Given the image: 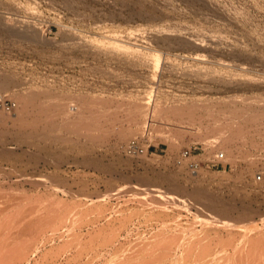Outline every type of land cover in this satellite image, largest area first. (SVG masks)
I'll list each match as a JSON object with an SVG mask.
<instances>
[{
	"label": "rangeland",
	"instance_id": "1",
	"mask_svg": "<svg viewBox=\"0 0 264 264\" xmlns=\"http://www.w3.org/2000/svg\"><path fill=\"white\" fill-rule=\"evenodd\" d=\"M0 19V98L28 103L0 119V264H264V0H0Z\"/></svg>",
	"mask_w": 264,
	"mask_h": 264
},
{
	"label": "built area",
	"instance_id": "2",
	"mask_svg": "<svg viewBox=\"0 0 264 264\" xmlns=\"http://www.w3.org/2000/svg\"><path fill=\"white\" fill-rule=\"evenodd\" d=\"M17 103L14 100L1 97L0 98V109L4 110L5 112L11 113L16 109ZM125 153L128 156L135 157L138 155H142L148 152V148L144 146V144L139 139H132L130 140L127 145L125 146ZM194 156L192 149H186L181 153V161L184 159H189ZM191 169H195V171L199 168L200 163L197 160H192L189 163ZM254 180L259 186L260 190L264 192V169L258 171L255 176Z\"/></svg>",
	"mask_w": 264,
	"mask_h": 264
},
{
	"label": "bare ground",
	"instance_id": "3",
	"mask_svg": "<svg viewBox=\"0 0 264 264\" xmlns=\"http://www.w3.org/2000/svg\"><path fill=\"white\" fill-rule=\"evenodd\" d=\"M5 7V6H4ZM3 19V18H2ZM26 19V18H25ZM0 22L2 23V21H1V19H0ZM3 23H5V22H3ZM12 23V22H11ZM9 24H10V22H9ZM8 24V25H9ZM19 24V23H18ZM1 25H4V24H1ZM0 25V26H1ZM16 25V22H15V24H14V26ZM5 26V25H4ZM6 26H7V24H6ZM12 26V25H11ZM24 26V25H23ZM22 26V27H23ZM3 26H1V28H2ZM16 27V26H15ZM6 28V27H5ZM9 28V27H8ZM17 28V27H16ZM24 28V27H23ZM13 29V28H12ZM5 31L7 30V28L6 29H4ZM9 30V29H8ZM7 30V31H8ZM11 32V31H10ZM18 32H19V30H18ZM5 35V34H4ZM12 35V34H11ZM15 35V34H14ZM17 35H18V33H17ZM16 35V36H17ZM23 36V35H22ZM33 36H36L35 35V33H33L32 32V34H31V37H33ZM2 37V36H1ZM23 37H25V35L23 36ZM21 38V37H20ZM6 40V39H5ZM13 40H15V39H13ZM203 69V68H202ZM205 72V71H204ZM7 85V83L6 84H4L3 82H0V93H1V95H3L2 94V92L4 91H6L7 89L9 90V87L8 86H6ZM10 85V84H9ZM12 90V89H11ZM10 90V91H11ZM7 93H9V92H7ZM5 94V93H4ZM16 94V93H15ZM22 94V93H21ZM15 95V98L14 99H16L18 102H19V107L17 108V106H16V109H17V115L18 116H16L15 117V119H14V117H12L13 119H12V121L14 120V121H17V119L16 118H20V117H22V115H23V113H24V111L25 112H28L26 109H28L27 107H28V103L27 102H25V100H23L24 98H23V96L22 95ZM237 101V100H236ZM253 103V102H252ZM247 104V103H246ZM241 109H243V108H241ZM248 109V108H247ZM237 112V111H236ZM253 112V111H252ZM12 113V112H11ZM255 113V112H254ZM10 113H8V112H5L4 110H2V109H0V119H1V124L3 123L4 124V126L5 125H7V124H9L10 123V120H11V114L9 115ZM263 114H264V112H263ZM233 115V114H232ZM231 115V116H232ZM246 115V114H245ZM249 116V115H248ZM257 116V117H256ZM256 116H252L253 118L251 119H249L248 120V122L249 121H256L255 119H257L258 117H259V115H256ZM264 116V115H263ZM21 119V121L23 122V117L22 118H20ZM234 119V118H233ZM246 119V118H245ZM260 119H262V118H260ZM247 120V119H246ZM20 120L18 119V121L17 122H19ZM25 121V120H24ZM235 121V120H234ZM260 121V120H259ZM233 122V121H232ZM252 122V123H253ZM14 123V122H13ZM16 123V122H15ZM14 123V124H15ZM234 123V122H233ZM245 123H246V121H245ZM12 125V124H11ZM229 125V124H228ZM231 125V124H230ZM233 125V126H232ZM231 125V129H232V133H233V131H234V133H236L238 136L239 135H241V134H243V129H242V125H241V120L239 119L238 120V122H235V124H232ZM246 125V124H245ZM229 127V126H228ZM236 135V136H237ZM154 261H156V260H154ZM153 261V262H154ZM158 261H159V259H158ZM177 261H179V260H177ZM182 261H183V259H182ZM148 261H146V263H147ZM162 262V261H161ZM175 262V261H174ZM145 263V262H144ZM150 264H151V262H149ZM159 263H160V261H159ZM177 263V262H176ZM153 264H155V262L153 263Z\"/></svg>",
	"mask_w": 264,
	"mask_h": 264
}]
</instances>
